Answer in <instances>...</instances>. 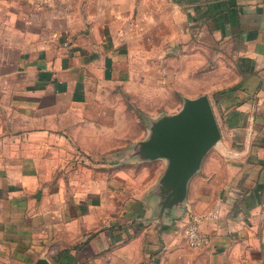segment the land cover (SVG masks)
I'll return each instance as SVG.
<instances>
[{
  "label": "crops",
  "instance_id": "crops-1",
  "mask_svg": "<svg viewBox=\"0 0 264 264\" xmlns=\"http://www.w3.org/2000/svg\"><path fill=\"white\" fill-rule=\"evenodd\" d=\"M169 93L217 95L222 136L160 216L166 160L120 158ZM41 256L264 264V0H0V264Z\"/></svg>",
  "mask_w": 264,
  "mask_h": 264
},
{
  "label": "water",
  "instance_id": "water-1",
  "mask_svg": "<svg viewBox=\"0 0 264 264\" xmlns=\"http://www.w3.org/2000/svg\"><path fill=\"white\" fill-rule=\"evenodd\" d=\"M176 112L148 115V132L121 153L120 161L132 158H163V170L153 195L159 215L185 203L191 177L200 170L204 157L221 139V128L208 93L183 96ZM31 264H53L41 256Z\"/></svg>",
  "mask_w": 264,
  "mask_h": 264
},
{
  "label": "built area",
  "instance_id": "built-area-1",
  "mask_svg": "<svg viewBox=\"0 0 264 264\" xmlns=\"http://www.w3.org/2000/svg\"><path fill=\"white\" fill-rule=\"evenodd\" d=\"M222 206L223 199L218 197L209 209L191 215L185 229L187 242L191 247L200 249L210 243V236L203 230L202 224L205 220H218L221 216Z\"/></svg>",
  "mask_w": 264,
  "mask_h": 264
},
{
  "label": "rangeland",
  "instance_id": "rangeland-1",
  "mask_svg": "<svg viewBox=\"0 0 264 264\" xmlns=\"http://www.w3.org/2000/svg\"><path fill=\"white\" fill-rule=\"evenodd\" d=\"M216 49H219V48H216ZM221 70V65L219 63V61H216V60H213V66H212V82L213 83H217L218 81H220L222 79H225L226 80V77L225 74L226 73H221L220 72ZM201 80H202V74H201ZM183 96L182 94H175V93H169V94H164V96L162 97V100L160 102V100H157V104L158 106L162 105L161 107L165 108H169L171 107V110H166V109H159V110H154L153 112H147L149 113V115H153V116H157V115H160V114H163V113H173V112H176L178 109H180V107L182 106L183 104ZM215 103H216V97L217 95L215 94H212L211 96ZM210 97V98H211ZM145 112V113H146ZM143 112H141L140 116L141 118H144V120L142 119V125L141 126H138V127H135V129H133V131H136V137H142L145 135L146 131H147V126H145V122H146V118L143 116L144 114H142ZM151 113V114H150ZM119 152H117L116 156H119Z\"/></svg>",
  "mask_w": 264,
  "mask_h": 264
}]
</instances>
